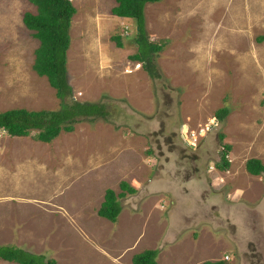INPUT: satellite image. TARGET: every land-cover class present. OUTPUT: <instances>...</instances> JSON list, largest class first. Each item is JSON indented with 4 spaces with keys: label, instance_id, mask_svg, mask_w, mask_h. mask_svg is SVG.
<instances>
[{
    "label": "rangeland",
    "instance_id": "374dc122",
    "mask_svg": "<svg viewBox=\"0 0 264 264\" xmlns=\"http://www.w3.org/2000/svg\"><path fill=\"white\" fill-rule=\"evenodd\" d=\"M70 1L72 99L103 103L109 113L42 145L0 130V161L19 147L41 156L40 170L26 171L34 160L26 157L15 176L25 197L0 177V246L59 264H133L145 249L158 250V264H264V173L245 167L251 157L264 163V41L256 40L264 0L147 3L149 40H169L155 78L129 59L135 45L112 40L135 35L133 19L112 13L115 0ZM25 12H36L30 0H0V111L55 110L54 89L32 68L39 41ZM221 107L229 111L219 121ZM220 134L231 145L226 170L216 167ZM122 181L136 192L119 198L111 222L98 208ZM170 230L177 240L167 239Z\"/></svg>",
    "mask_w": 264,
    "mask_h": 264
},
{
    "label": "trees",
    "instance_id": "16d2710c",
    "mask_svg": "<svg viewBox=\"0 0 264 264\" xmlns=\"http://www.w3.org/2000/svg\"><path fill=\"white\" fill-rule=\"evenodd\" d=\"M116 5L111 9L118 17L131 18L135 21V35L125 37L115 34L112 40L118 48H129L135 45V51L129 59L142 62L148 74L158 76L156 58L161 55L169 40H149L145 31L144 7L147 3L161 0H115ZM36 6V12H25L22 21L31 31V35L38 39L39 45L34 51L33 70L39 76H45L49 85L54 89L59 99V108L55 110H29L26 108H11L0 111V130L11 137H31L35 141L50 143L62 132L70 133L75 129V123L86 118L93 120L106 117L107 107L100 102L79 101L72 99V88L69 85L67 70V50L70 47L69 28L71 18L76 9L70 0H30ZM129 38V39H128ZM127 39V40H125ZM256 40L264 41V35ZM128 42V43H127ZM227 107H221L215 112V117L222 121L228 114ZM220 140L224 138L219 135ZM222 142V163L217 164L219 170L229 167L227 153L231 150L229 143ZM246 171L252 175L264 173V163L259 158L251 157L245 161ZM120 193L111 188L105 190L103 201L98 208V215L111 222L117 220L121 211L119 198L127 193L133 194L136 189L127 182H120ZM157 249H145L132 256L133 264H158ZM0 260L16 264H59L55 259L45 260L43 255L28 252L22 248L0 246ZM204 264H225V261H206Z\"/></svg>",
    "mask_w": 264,
    "mask_h": 264
},
{
    "label": "crops",
    "instance_id": "0c3cea01",
    "mask_svg": "<svg viewBox=\"0 0 264 264\" xmlns=\"http://www.w3.org/2000/svg\"><path fill=\"white\" fill-rule=\"evenodd\" d=\"M26 27V26H25ZM30 31V30H29ZM42 141H36L35 143H38L40 145H42L41 143ZM46 143V142H43ZM51 143V142H50ZM43 145H48V144H43ZM27 147H28V143H27ZM28 149V148H27ZM26 148L24 147L21 151V147H19V149L17 150V153L15 155H10L7 154V156H3L2 160L0 161V173H1V181L5 180V184L6 182H8L9 184H14V191L11 192H15V193H19L22 195V197H25L23 195V192L21 189L24 190V188L22 186H20L17 182H15V179L17 177L16 174L19 172V167L20 165H25V163H27V158L26 157H32L34 160H31L29 169L27 168L26 171H30V172H34L35 170H40L41 169V165L39 164L41 156L40 153H35V154H31V153H26L25 152ZM25 170V169H24ZM24 175V172L23 174ZM25 175L27 176V174L25 173ZM17 191V192H16ZM7 193V196H10L12 193ZM172 213V211L170 212V214ZM169 214V211H168ZM185 222V221H184ZM192 224V221L190 222H186L184 223L182 226V231L181 234L186 230V228H189ZM177 229V228H174ZM179 231L175 232V230H170V232H168V237L167 239H171V240H177L176 238L178 237ZM199 238V237H197ZM197 238L195 240H197ZM171 240L167 241V242H171ZM229 258V256H227V259ZM205 261H210V262H214L212 260H205ZM204 261V262H205ZM203 262V263H204ZM240 264V263H239Z\"/></svg>",
    "mask_w": 264,
    "mask_h": 264
},
{
    "label": "clouds",
    "instance_id": "9594fccd",
    "mask_svg": "<svg viewBox=\"0 0 264 264\" xmlns=\"http://www.w3.org/2000/svg\"><path fill=\"white\" fill-rule=\"evenodd\" d=\"M137 65L139 66V63H137L136 66H137ZM138 66H137V67H138Z\"/></svg>",
    "mask_w": 264,
    "mask_h": 264
},
{
    "label": "built area",
    "instance_id": "2783aa9c",
    "mask_svg": "<svg viewBox=\"0 0 264 264\" xmlns=\"http://www.w3.org/2000/svg\"><path fill=\"white\" fill-rule=\"evenodd\" d=\"M138 66V65H137ZM227 259V256L225 257Z\"/></svg>",
    "mask_w": 264,
    "mask_h": 264
}]
</instances>
